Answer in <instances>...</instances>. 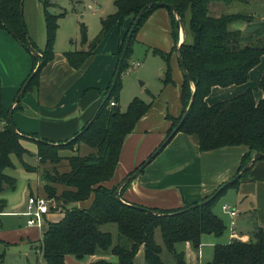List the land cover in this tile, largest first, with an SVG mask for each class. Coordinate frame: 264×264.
<instances>
[{
	"label": "trees",
	"instance_id": "1",
	"mask_svg": "<svg viewBox=\"0 0 264 264\" xmlns=\"http://www.w3.org/2000/svg\"><path fill=\"white\" fill-rule=\"evenodd\" d=\"M24 1L0 0V26L7 29L33 54L34 67L26 88L29 90L39 87L41 70L54 57L59 19L66 12L52 13L49 10L51 0L44 1L47 42L40 52L24 19ZM159 2H164L167 6L159 5ZM151 3L154 5L146 9L125 57L119 61L105 101L93 119L72 140L64 143L56 144L47 139L36 140L39 163L50 162L54 166L53 172L43 169L41 174L45 196L55 198L62 209V218L55 222L49 221L40 240L42 264H67V255L82 259L95 254H114L118 256V261L101 258L93 264H135V257L141 247L144 249L145 264H166L162 257L164 246L174 256L176 264H186L185 252L177 248L178 244L189 242L194 250L199 251L204 234L222 236L227 229L214 208L227 189L237 185L240 178L221 191L216 190V193L208 195L204 200L186 204L175 211L126 202L117 196V190L122 183L112 187L106 185L114 176L127 136L151 107V103L135 97L130 101L127 110L122 111L118 98L123 87L122 74L131 66L130 58L136 33L156 8L166 7L169 10L172 18L173 50L179 51L190 74L188 78L184 72L185 78L180 86L181 115L177 118L167 115L172 120L167 137L179 125L193 98L188 114L177 132L192 136L202 151L245 145L248 152L240 169L248 164L252 153L259 151L264 154V73L258 85L263 96L258 100L253 89L249 88L243 93L213 104L207 101L214 86L228 87L249 82L251 70L261 62L264 55V38L259 37L255 41L244 43L241 40V29L235 26L239 22H252L259 15H263L258 12L226 10L237 5L261 8L264 0H115L116 11L101 19V29L92 41L88 39L87 25L80 23L82 44H87L88 47L66 51L65 56L69 63L75 68L82 67L114 25L122 26L131 19L120 46L121 60L136 16ZM171 5L177 9V14L169 7ZM219 7L221 8L217 10ZM180 20L184 23L186 34L181 45ZM189 34L193 36L192 42L189 41ZM154 52L162 55L167 64L164 83H173L170 64L172 51L155 48ZM22 96L19 97L16 108L18 105L22 107ZM112 101L117 104L112 105ZM9 113L2 100L0 75V193L17 188L18 179L6 173L7 168L15 166L13 155L22 160L28 171L39 170L38 166H32L23 159L26 153L31 154L21 142L27 136L18 131L14 122L9 119ZM30 136L36 137L35 134ZM82 144L89 146L91 150L82 154ZM69 148L74 154L60 153L62 149ZM64 159L69 161V168L60 171L56 167ZM130 182L131 180L121 190ZM78 203H82V206ZM109 223L117 224L116 235L103 228ZM159 233L164 245L158 241ZM250 233L249 240L234 238L227 243L215 244L214 256L209 264H264V229L255 226Z\"/></svg>",
	"mask_w": 264,
	"mask_h": 264
},
{
	"label": "crops",
	"instance_id": "2",
	"mask_svg": "<svg viewBox=\"0 0 264 264\" xmlns=\"http://www.w3.org/2000/svg\"><path fill=\"white\" fill-rule=\"evenodd\" d=\"M262 19L260 26H255L256 24L253 22L235 24L242 31V42H252L258 37L264 36V17ZM130 22L131 19H128L122 26L114 25L80 68L73 67L65 56L66 51L79 50L78 47L72 45H66L63 49L57 47L53 59L41 70L39 87L26 90L24 93L20 92L33 70V54L7 29L0 26L2 100L7 110H13L12 121L18 131L27 136L25 139L22 138L21 142L31 154H25L23 159L29 155V157H37L39 160L36 140L47 139L55 143L64 142L74 138L76 133L93 119L105 101L106 92L113 81L120 61L119 52L122 38L128 31ZM41 31H43L44 36L45 28L43 27V30L41 28ZM183 38L184 35L180 27L179 45ZM136 41L139 44H148L153 49L174 51L172 18L166 7L156 8L151 13L138 29ZM40 44L43 47L46 45L42 39ZM37 48L40 52L43 50L41 47ZM83 48H85L84 44H82L81 49ZM175 52L179 59L180 70L178 67L177 69L181 81V77L184 80L185 75L178 50ZM181 70L183 76L181 74L180 77ZM161 71L164 74V68ZM175 71L176 67L173 64L175 79L173 83L168 84H174V87L178 89L179 97L180 83L183 81H177L180 85L176 84ZM263 73L264 55L261 62L251 70L249 82L228 87L214 86L207 97L208 103L213 104L229 99L249 88L253 89L256 99H260L263 93L258 85ZM166 91L164 90L162 93L164 99H167ZM168 91H174L176 111L173 114L168 113V111L166 113L165 109L152 108L151 103L152 106L149 111L137 122L133 132L127 136L114 176L106 182L107 186L112 187L123 183L124 178L149 159L168 138L172 120L167 118V115L178 117L182 112V103L180 102L181 106L176 103L175 90L169 88ZM21 95H23L21 98L22 107L18 105L16 108ZM163 104L165 108V102ZM32 134H35L36 137L32 138L30 136ZM247 152L248 148L245 145L202 151L192 136L181 131L176 132L151 158L140 174L121 190V198L126 202L149 208L164 211L179 210L186 204L200 202L216 190V192L221 191L229 185L227 183L242 172L243 169L240 168ZM253 155L254 153H252V158ZM18 159L21 167L19 178L11 173L18 179L17 188L0 193V214L17 215L19 218L26 216V222L23 226H14L13 229L17 232L16 238L19 239V242L25 243V241L31 242L38 237L41 240L48 224L42 228L27 225L28 216L25 212L28 210L29 198L31 195H43L40 193L43 181L40 178V170L28 171L23 166L22 160ZM14 168L16 169V166L12 167V169ZM7 169L6 173L10 174ZM239 178V183L230 186L224 194L231 189L235 190V192H229L228 195H235V204L232 207L239 209L237 222L240 221L242 225L241 218H245L243 226L245 229L241 228L237 234L240 238L249 240L250 231L255 226H261L264 229V158L256 160L247 173ZM32 181H36V183L32 184ZM20 191L22 198L19 195ZM86 203L88 204V201ZM78 205L82 206V203H78ZM57 216L59 215L51 214L49 219ZM40 230H42L41 237ZM33 232L37 233L35 238L31 237ZM214 240L210 236L205 238L207 243H213ZM217 243L223 242L218 240L215 244ZM182 247H184L183 250L187 258L186 264H198L201 249L199 251L194 250L189 242L183 243ZM101 258L113 262L118 261V256L114 254L87 255L82 259L74 255H67L66 263L93 264ZM141 259H143L142 263ZM144 261V249L141 247L135 257V264H144Z\"/></svg>",
	"mask_w": 264,
	"mask_h": 264
},
{
	"label": "rangeland",
	"instance_id": "3",
	"mask_svg": "<svg viewBox=\"0 0 264 264\" xmlns=\"http://www.w3.org/2000/svg\"><path fill=\"white\" fill-rule=\"evenodd\" d=\"M44 1L45 0L24 1V17H25L24 19L27 23L30 36L36 42V44H38L37 46L41 47L42 49H44L45 46L43 47L40 44L41 39L45 44L47 42V25L45 20V9L43 6ZM51 2L52 5L49 7L50 12L55 14L66 12V14L59 19V27L56 32V43L54 45L55 49H57V47H62L61 49H63V47H65L66 45H72L74 47H78V49H81L82 40H81L80 23L84 22L87 25L88 39L92 41L101 29V19L107 16L108 14H111L116 11L115 0H51ZM220 8L221 7L217 8V10H219ZM226 11H242L245 13L258 12V14L261 13L262 15H264V3H262L261 8L258 7L254 8V6L253 7L251 6V8H249L247 5H240V6L237 5V6H231ZM189 17L190 14L188 15L186 22L189 20ZM262 17L264 16L259 15L256 20L252 21L254 24H256L255 26H260V22L263 20ZM43 27L45 28L44 36H43V31H41V28L43 30ZM189 36H190L189 41L192 42L193 36L191 34H189ZM44 37L45 40H43ZM87 47H88L87 44H85L84 49H87ZM117 56L119 55L117 54ZM171 58H170V64L172 68V75H173V64H174L176 67L175 82L176 84H179L177 82L180 81L179 71L177 67L180 70V64H179L178 55L176 54L175 50L172 52ZM137 62H140V65L136 66ZM130 63L131 66L129 67V69L124 71L122 74L123 87L120 91V95L118 98V105L120 109L122 111H126L130 101L135 97H139L148 103H152L153 105V106L151 105L152 108H160V110L165 109L166 113L168 111V113L173 114V112L176 111L177 108L175 106V99H174L175 95H174V91L169 92L168 89L172 88L173 90H175L177 97L176 103L181 106L180 92L178 97V92H177L178 89L174 87V84L166 85L162 80L164 74L162 73L161 70L163 68L164 70L167 68V64L163 56L160 55L159 53H155L153 47L148 46V44H141V43L139 44L135 38V41L133 42V54L130 58ZM181 74L183 76L182 70L180 71V77ZM181 81H183L182 77H181ZM164 90H167L166 91L167 99L163 98L162 93ZM163 102H165V108L163 106L164 105ZM90 150L91 148L85 144H82L80 148V152L82 154H86ZM60 153L74 154V152H72V149L70 148L62 149ZM12 158L15 163L16 169L8 168L7 170L10 172V174L13 173V175L19 178V172L21 168L19 165V159L16 155H13ZM24 160L32 165L38 166V169L41 171V173L43 169H48L53 172L52 169L54 168V166L50 162L39 163L37 157L33 158V157H29V155H26L24 157ZM68 164L69 161L67 159H64L61 162V165H58V167L56 168L60 171H64L69 168ZM41 173H40V178H41ZM34 183H36V181H32V184ZM42 184L40 187L41 188L40 193L46 195L44 193V186ZM229 192H235V190L231 189L228 191V193L221 196V198L218 200L214 208L215 212L227 225V229L225 230L222 236H216L213 233H206L202 236V245L200 248L201 251L199 252L198 264H209V262L212 261L214 256V245L216 241L218 242L219 240L224 243L232 239L231 238L232 232L230 231L231 229L230 218L229 215L226 214L222 209V206L224 204H228L230 206H233L235 204V195L230 196L228 195ZM19 195L20 198H22L21 191ZM27 196H26V200H27ZM54 214H57L59 216L51 219L50 220L51 222L59 221L62 218L61 215L62 212H56ZM241 219H242V225L241 222L239 221L235 229V232L237 233H239V230L241 228L243 230L245 229L243 228L245 218H241ZM25 222H26V216L19 218V216L17 215L3 214V213L0 214V264H42L43 263L42 254L40 250L41 241L39 240V237L35 238V235L37 233L34 232L32 233L31 237L37 239V240L35 239L32 240L31 241L32 243L27 241H25V243L19 242V239L16 238L17 232L13 230L14 226H18V225L23 226ZM246 222L248 221L246 220ZM103 228L105 230L112 231L114 235L118 233V227L117 224L115 223L106 224L103 226ZM40 231H41L40 234L41 237L42 230ZM207 236L214 238L215 239L214 242L213 243L205 242V238ZM158 241L159 243L164 245L160 233L158 234ZM182 245L183 244H178L177 248L179 250L183 249L185 247V244L184 247H182ZM162 257L165 260L166 264H176V260L174 256L168 252L165 246H164V251L162 253ZM142 262L143 259H141V263Z\"/></svg>",
	"mask_w": 264,
	"mask_h": 264
},
{
	"label": "built area",
	"instance_id": "4",
	"mask_svg": "<svg viewBox=\"0 0 264 264\" xmlns=\"http://www.w3.org/2000/svg\"><path fill=\"white\" fill-rule=\"evenodd\" d=\"M140 65V62L136 63V66ZM112 105H116L115 101L111 102ZM28 210L25 214L28 216L27 225L28 226H38L42 228L45 224L47 225L50 221V215L56 212H62L60 209L58 201L55 198H49L45 195H31L29 198ZM222 209L231 218L230 231L232 232V239L240 238L235 232L236 226L238 225L237 217L239 215V209L232 207L228 204H224Z\"/></svg>",
	"mask_w": 264,
	"mask_h": 264
},
{
	"label": "water",
	"instance_id": "5",
	"mask_svg": "<svg viewBox=\"0 0 264 264\" xmlns=\"http://www.w3.org/2000/svg\"><path fill=\"white\" fill-rule=\"evenodd\" d=\"M158 4H159V5H162V6H167V4H165L164 2H159ZM153 5H154L153 3L146 5V6H145V7H144V8L138 13V15L136 16V19L134 20V24L132 25V27H131V29H130V31H129V34H128V37H127V40H126V44H125V48H124V50H123L122 58H121L120 61H122L123 58L125 57V54H126V52H127V50H128V47H129V45H130L131 39H132V37H133V34H134V32H135L137 26L139 25L141 19L143 18V15H144L146 9L149 8V7H151V6H153ZM169 7L172 8L173 11L177 14V9H176L174 6L171 5V6H169ZM180 24H181L182 32H183V35H184V38H183L182 41H184V39H185V26H184V23H183L182 20H180ZM180 45H181V44H180ZM178 53H179V51H178ZM179 57H180V60H181L180 62H181L182 68H183V70H184V72H185V75H187L188 78H190V74H189V72L187 71V69H186V67H185V65H184V63H183V60H182V58H181L180 53H179ZM38 66H39V65H38ZM29 80H30V79H28L27 82L24 84V86L22 87L20 93H24V92H25V90H26V88H27V85H28V83H29ZM193 97H194V96H193ZM192 103H193V98H192L191 101H190L189 107L192 105ZM189 107L187 108L186 112L184 113V116L182 117L181 122H180L179 125L176 126V128L172 131L171 135L165 140V142L163 143V146H164V145L168 142V140H169V139H170V138H171V137H172V136H173V135L179 130L181 124L183 123V121L185 120V118H186V116H187V114H188V109H189ZM12 116H13V110L11 109V110H10V113H9V119H10L11 121H12ZM159 150H160V148L154 152L153 156H155V155L159 152ZM260 158H264V154H263L262 152L256 151V152L254 153V155H253V158H252V159L250 160V162H249V163L243 168L242 172L239 173V174L237 175V177L231 179L227 184H231L233 181H235L236 179H238L239 177H241L242 174H243L245 171H247V170L251 167V165H252L256 160H258V159H260ZM149 161H150V159H147L146 162H145L144 164H142V166H140V167H139V168H138L133 174H131V175L127 178V180H126L125 182H123V183L119 186V188H118V190H117V192H118V193H117V196H118L119 199H122V198H121V195H120V191H121V189H122V185L126 184L129 180H132V179L135 178L137 175H139L140 172H141V171L145 168V166L149 163ZM227 184H226V185H227ZM200 204H201V203H200Z\"/></svg>",
	"mask_w": 264,
	"mask_h": 264
},
{
	"label": "bare ground",
	"instance_id": "6",
	"mask_svg": "<svg viewBox=\"0 0 264 264\" xmlns=\"http://www.w3.org/2000/svg\"><path fill=\"white\" fill-rule=\"evenodd\" d=\"M38 65H40V62H39V64Z\"/></svg>",
	"mask_w": 264,
	"mask_h": 264
}]
</instances>
